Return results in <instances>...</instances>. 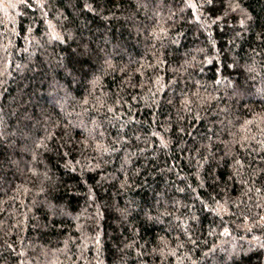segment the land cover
<instances>
[{
  "label": "trees",
  "instance_id": "obj_1",
  "mask_svg": "<svg viewBox=\"0 0 264 264\" xmlns=\"http://www.w3.org/2000/svg\"><path fill=\"white\" fill-rule=\"evenodd\" d=\"M0 264H264V0H0Z\"/></svg>",
  "mask_w": 264,
  "mask_h": 264
},
{
  "label": "snow or ice",
  "instance_id": "obj_2",
  "mask_svg": "<svg viewBox=\"0 0 264 264\" xmlns=\"http://www.w3.org/2000/svg\"><path fill=\"white\" fill-rule=\"evenodd\" d=\"M209 2H211V0H209ZM236 7H239V4H237ZM241 23L243 24V20L241 21Z\"/></svg>",
  "mask_w": 264,
  "mask_h": 264
}]
</instances>
